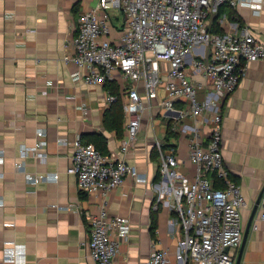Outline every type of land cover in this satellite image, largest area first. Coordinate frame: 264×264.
I'll return each mask as SVG.
<instances>
[{"label": "crops", "instance_id": "obj_1", "mask_svg": "<svg viewBox=\"0 0 264 264\" xmlns=\"http://www.w3.org/2000/svg\"><path fill=\"white\" fill-rule=\"evenodd\" d=\"M97 2L0 0V264H97L90 257L87 217L99 211L103 197L82 192L77 177L67 170L77 136L93 143L103 135L106 154H115L120 152L125 124L123 135L106 129L103 118L110 107L107 86L75 82L78 67L64 60L75 51L70 45L73 22ZM224 8L227 12L219 22L225 32L250 29L264 43V1L260 13L244 3H228ZM231 11L236 18L228 14ZM162 66L164 82L159 92L165 96L169 64L163 62ZM188 74L194 83H210L199 74ZM48 80L57 86L48 89ZM140 92L146 99L142 85ZM83 104L86 110L79 108ZM221 112L224 159L247 200L242 210L243 241L235 249L234 264L240 254L239 264H264L260 205L254 213L264 191V59L249 64L236 90L224 100ZM169 122L154 101L142 116L137 142L124 155L137 173L127 176L108 194L110 214L126 216L132 225L117 264H146L154 248H169L171 264H177L183 229L171 195L159 199L161 176L158 160L153 158L158 141L166 140ZM210 128L204 123L201 130L205 139ZM40 131L44 132L42 137ZM40 139L47 141L41 149L45 160L31 154L22 158L21 148L33 147ZM60 139L66 140L61 144ZM178 152L181 169L193 179L196 167L189 159L188 137H180ZM19 162L21 168L17 167ZM31 173H44L47 178L34 185L28 178ZM55 174L59 178L55 179Z\"/></svg>", "mask_w": 264, "mask_h": 264}, {"label": "built area", "instance_id": "obj_2", "mask_svg": "<svg viewBox=\"0 0 264 264\" xmlns=\"http://www.w3.org/2000/svg\"><path fill=\"white\" fill-rule=\"evenodd\" d=\"M263 1L98 0L73 22L70 45L75 51L66 54L64 60L78 67L74 81L97 86L117 83L124 110L125 134L120 152L103 153L79 135L73 141L72 165L67 170L77 177L82 192L100 193L103 197L99 211L87 217L90 257L97 264H117L122 243L130 235V219L110 214L108 194L127 176L137 173L124 155L137 142L142 116L154 101L169 117V128L174 132L167 141L169 146L165 147L166 140L158 141L157 149L159 199L164 194L171 195L184 234L177 264H234L235 249L243 241L242 210L247 200L224 159L221 107L238 87L249 64L264 59V43L250 29L243 33L213 32L211 18L224 3H244L260 13ZM163 62L169 64V69L166 95L160 96ZM188 72L210 83H194ZM140 85L146 90V99ZM46 86L51 89L57 85L48 80ZM118 99V95L106 90L109 105ZM79 108L86 110L87 105ZM204 123L211 125L207 139L201 130ZM38 135L42 137L44 132ZM180 137H188L189 159L196 167L193 179L181 169ZM65 140L59 142L63 144ZM46 145L47 141L40 139L33 147H22L21 157L31 154L45 160L41 149ZM22 166L17 163L18 168ZM28 178L35 185L47 175L31 173ZM260 206L259 221L264 222V200ZM253 227L257 229L258 223ZM146 264H171L169 248H154Z\"/></svg>", "mask_w": 264, "mask_h": 264}, {"label": "trees", "instance_id": "obj_3", "mask_svg": "<svg viewBox=\"0 0 264 264\" xmlns=\"http://www.w3.org/2000/svg\"><path fill=\"white\" fill-rule=\"evenodd\" d=\"M228 3L222 4L218 12L213 16V19L211 21V30L213 32L217 33H224V29L221 27V24L219 22V18L221 17L222 14L227 12L225 8L223 9L224 6H227ZM232 18H236V13L234 11H231L228 13ZM107 88L112 94L118 95L119 99L112 103L108 109L105 110L104 113V126L106 127L107 130L112 129L117 131L119 135H123L124 132V110H123V101L121 98V93H120V88L119 85L115 82L108 83L106 84ZM174 135V132L172 131L171 128H169L168 133L166 135V146H169V143L167 142L171 136ZM101 137V138H100ZM83 138V137H82ZM89 143V141H88ZM93 144L101 150L103 153L107 152V145H106V140L104 139L103 135L98 136L97 141H94ZM153 158L155 160H158V163L160 165V155L159 151L157 148H154L153 150ZM160 174V171H159ZM155 219V218H154ZM157 223L154 221L153 228H156Z\"/></svg>", "mask_w": 264, "mask_h": 264}, {"label": "water", "instance_id": "obj_4", "mask_svg": "<svg viewBox=\"0 0 264 264\" xmlns=\"http://www.w3.org/2000/svg\"><path fill=\"white\" fill-rule=\"evenodd\" d=\"M263 193H264V191L260 194V196H259V198L257 200L256 206H255V209H254V213H256L257 210H258V208H259V205H260V203H261V201L263 199ZM245 237H246V235H245ZM245 237H244V240H245ZM240 260H241V254L238 256L237 261H236V264H239L240 263Z\"/></svg>", "mask_w": 264, "mask_h": 264}, {"label": "rangeland", "instance_id": "obj_5", "mask_svg": "<svg viewBox=\"0 0 264 264\" xmlns=\"http://www.w3.org/2000/svg\"><path fill=\"white\" fill-rule=\"evenodd\" d=\"M162 68H163V66H162Z\"/></svg>", "mask_w": 264, "mask_h": 264}]
</instances>
